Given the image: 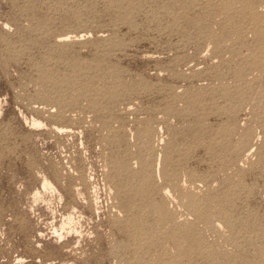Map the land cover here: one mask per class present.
I'll list each match as a JSON object with an SVG mask.
<instances>
[{
  "label": "rangeland",
  "instance_id": "obj_1",
  "mask_svg": "<svg viewBox=\"0 0 264 264\" xmlns=\"http://www.w3.org/2000/svg\"><path fill=\"white\" fill-rule=\"evenodd\" d=\"M0 264H264V0H0Z\"/></svg>",
  "mask_w": 264,
  "mask_h": 264
},
{
  "label": "bare ground",
  "instance_id": "obj_2",
  "mask_svg": "<svg viewBox=\"0 0 264 264\" xmlns=\"http://www.w3.org/2000/svg\"><path fill=\"white\" fill-rule=\"evenodd\" d=\"M45 185V184H44ZM47 186V185H46Z\"/></svg>",
  "mask_w": 264,
  "mask_h": 264
}]
</instances>
